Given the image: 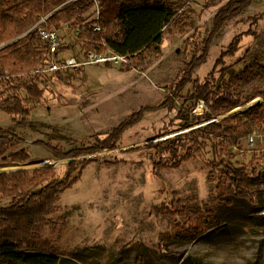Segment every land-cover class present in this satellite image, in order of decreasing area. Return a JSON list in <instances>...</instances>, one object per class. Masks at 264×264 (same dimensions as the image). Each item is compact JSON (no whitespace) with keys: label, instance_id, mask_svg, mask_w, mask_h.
Returning <instances> with one entry per match:
<instances>
[{"label":"rangeland","instance_id":"1","mask_svg":"<svg viewBox=\"0 0 264 264\" xmlns=\"http://www.w3.org/2000/svg\"><path fill=\"white\" fill-rule=\"evenodd\" d=\"M229 1L194 0L189 6L186 0H176V21L164 32L161 47L149 50L139 61L130 57L110 67H87L73 86L57 90L59 99L34 110L27 127L16 126L12 117L0 113V128L21 140L11 153L26 149L32 158L9 163L53 158L38 141L68 152L93 137H105L141 108L165 103L170 88L182 81L187 64L201 55L202 41L211 33L216 13ZM95 15L93 8L85 16L93 19ZM248 31L256 32L257 38L244 36L235 56L223 61L231 65L249 51L245 63L238 66L240 71L248 69V76L237 90L246 99L255 98L237 107L247 108L241 113L224 118L217 117L229 112L214 114L217 124L247 118L264 104V2L256 0L227 22L214 37L206 63L192 74L193 80L203 82L220 70L215 64L222 53L237 35ZM203 112L199 102L194 113ZM176 114L167 108L149 113L125 134L117 150L75 159L92 163L84 170L75 169L73 176L81 173V177L61 195L57 212L49 217L51 226L42 235L54 248L59 264H135L138 255L144 257V264H264V182L250 185L253 204L231 192L226 177L209 166L211 156L194 145L180 152L183 160L168 159L169 154L159 158L149 144L179 133L174 130ZM169 129V136L158 137ZM255 149L249 145L248 134L229 137L226 148L234 163L251 167L264 163L261 154L253 156ZM56 161L62 163L46 168L55 169L63 180L74 159ZM203 220L213 228L190 238L187 233ZM0 264L19 263L0 255Z\"/></svg>","mask_w":264,"mask_h":264},{"label":"trees","instance_id":"2","mask_svg":"<svg viewBox=\"0 0 264 264\" xmlns=\"http://www.w3.org/2000/svg\"><path fill=\"white\" fill-rule=\"evenodd\" d=\"M96 1L99 4L98 19L85 16L96 7L95 0H0V113L12 117L16 126L27 127L34 110L45 106V102L51 99H59L61 95L57 90L62 86H73L87 68L34 74V71L47 65L51 58L48 46L41 40L37 30L30 31L42 17H47L49 29L59 32L61 47L57 58L60 60L68 56L80 59L87 53L101 54L109 48L139 61L149 50L161 47L164 32L175 23L178 12L176 0ZM186 1L189 6L194 3V0ZM255 1L230 0L218 10L211 33L202 41L201 55L193 57L187 64L182 81L170 88L171 95L162 105L141 108L105 137H93L68 152L38 141L37 144L44 145L54 159H74L69 163L70 171L65 179L59 180L53 168L31 173L1 172L0 255H6L19 264H59V258L52 253L54 248L43 240L42 235L51 226L49 217L57 212L61 195L79 181L81 173L73 176L75 169L80 166L84 170L92 163L91 160L77 162L75 159L117 150L130 129L139 126L147 114L163 108L177 112L178 123L174 130L179 133L165 138L172 133V129L166 130L158 135L165 139L152 142L148 148L153 149L159 158L169 154L168 159L183 160L180 152L194 145L211 156L209 166L226 177L231 192L255 204L250 185L264 182V163L259 162L255 167L238 166L229 158L226 148L229 137L249 136L257 130L255 128L264 130V104L254 108L247 118H230L224 121V125H200L212 120L214 114L230 113L255 98L246 99L237 90L242 79L248 76V69L240 71L238 66L245 63L249 51L231 65H225L223 58L235 56L244 36L253 35L257 38L258 34L248 31L237 35L215 64L220 70L213 71L203 82L192 77L193 72L206 63L210 46L218 32ZM66 25L68 29H65ZM97 26L100 31L95 30ZM58 83L59 87H55ZM188 86L191 88L188 89ZM199 102L204 103L205 110L202 114H195ZM20 143V138L14 133L0 128V163L31 160L26 149L11 153ZM253 152V156L261 154L259 147ZM6 202L7 206L4 205ZM213 226L203 220L202 223L198 222L197 227L190 229L187 235L190 238L199 237ZM135 264H144V257L138 255Z\"/></svg>","mask_w":264,"mask_h":264},{"label":"built area","instance_id":"3","mask_svg":"<svg viewBox=\"0 0 264 264\" xmlns=\"http://www.w3.org/2000/svg\"><path fill=\"white\" fill-rule=\"evenodd\" d=\"M96 5V15L95 18H99V4L95 0ZM68 25L65 29H68ZM77 28L78 25H75ZM37 30L41 40L48 46L50 52V60L47 65L34 71V74H44V73H57L64 70H79L85 67H102L106 65H117L119 63L128 61L130 56H124L116 53L112 49H109L104 53H87L84 54L80 59L75 56L65 57L63 60L57 58V53L61 47V38L57 30H51L47 25V17L42 18L30 31ZM95 30L100 31V27L97 26ZM205 110V105L200 102ZM254 106V105H251ZM208 121H204L200 126L206 125ZM249 145L252 147H259V152L264 156V131L259 133L254 130L248 136Z\"/></svg>","mask_w":264,"mask_h":264},{"label":"bare ground","instance_id":"4","mask_svg":"<svg viewBox=\"0 0 264 264\" xmlns=\"http://www.w3.org/2000/svg\"><path fill=\"white\" fill-rule=\"evenodd\" d=\"M249 107V106H248ZM247 109V108H246ZM245 108H237L233 111H231L230 113L226 114V115H223V116H219L217 118H224V117H229V116H232V115H235V114H238V113H241L243 111L246 110ZM42 162H46L48 165H51L52 162L49 160V159H43V160H40V161H31L30 163H28L27 165L28 166H33L35 167V165L37 164H40ZM62 162V161H61ZM26 165V166H27ZM25 165H22V164H10V163H0V173L1 172H10V171H14V170H17V169H20L21 167H24Z\"/></svg>","mask_w":264,"mask_h":264},{"label":"water","instance_id":"5","mask_svg":"<svg viewBox=\"0 0 264 264\" xmlns=\"http://www.w3.org/2000/svg\"><path fill=\"white\" fill-rule=\"evenodd\" d=\"M207 123L209 124V123H216V122H215L214 119H212V120L208 121ZM49 160L52 162L51 165H48L46 162H42L40 164L35 165V167L28 166L27 164L30 163L31 162L30 161L28 163L22 164V165H25V166L21 167L20 169H17V170H30V169H41V168H46V167H54L55 165H58V164L62 163L61 161H56L54 158H49Z\"/></svg>","mask_w":264,"mask_h":264}]
</instances>
